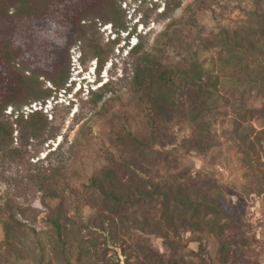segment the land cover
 Returning a JSON list of instances; mask_svg holds the SVG:
<instances>
[{
	"label": "rangeland",
	"instance_id": "1",
	"mask_svg": "<svg viewBox=\"0 0 264 264\" xmlns=\"http://www.w3.org/2000/svg\"><path fill=\"white\" fill-rule=\"evenodd\" d=\"M178 1L181 7L169 16L161 15L166 0L123 2L134 27L130 35L118 34L111 24L87 27L91 43L108 59L101 71L96 59L81 61L82 44L71 49V89L43 106L37 103L49 116V134L57 137L22 148L16 138L20 158L0 165V264H87L91 259L92 264H217L221 240L238 244L241 256L231 264H264V181L245 161L233 133L241 102L259 109L248 121L253 133L264 128V95L227 91L228 105L206 118L210 131L199 130L172 105L161 110L152 104L151 88L133 81L141 55L132 49L139 41L170 67L189 66L197 52L217 57L213 47L204 50L208 40L218 39L220 27L249 31L257 25L254 12L264 11V0L170 4ZM192 15L198 28L189 21ZM92 91L103 94L102 100ZM32 105L23 112H31ZM14 136H20L18 130ZM261 155L264 168V150ZM122 157L131 161V169L119 165ZM108 167L128 185L188 176L220 194L236 224L203 240L181 226L176 235L163 234L156 203L114 207L90 185L92 176ZM122 216L128 224L120 222ZM58 223L73 227L69 240Z\"/></svg>",
	"mask_w": 264,
	"mask_h": 264
},
{
	"label": "trees",
	"instance_id": "2",
	"mask_svg": "<svg viewBox=\"0 0 264 264\" xmlns=\"http://www.w3.org/2000/svg\"><path fill=\"white\" fill-rule=\"evenodd\" d=\"M125 1L0 0V165L20 158V147H14L16 138L21 140L22 148L42 145L57 137L55 133L49 134L50 120L43 108L28 113H24L23 108L35 103L43 106L62 89L66 92L71 89V49L79 43L82 44V48L78 45L81 61L96 59V68L100 65L101 71L108 59L91 43L87 27L111 24L118 34L133 33L134 27L123 13ZM170 1L166 0L161 15L169 16L182 5V1L174 5ZM254 14L257 25L249 31L245 26L220 27L218 39H209L204 49L209 51L213 47L218 52L217 57L209 59L205 53L197 52L189 66H167L138 41L132 49L141 55V65L133 81L151 88L149 95L158 109L172 105L199 130L210 131L206 118L215 116L228 105L227 91L240 88L245 96L264 95V11ZM189 21L198 28L195 15L190 16ZM170 30L168 24L167 36L171 35ZM176 34L174 32L173 36ZM41 77L51 86L46 87ZM92 92L98 95L97 101L102 100L103 94ZM9 107L12 109L7 113ZM258 111L241 102L233 120V133L242 146L245 161L264 181L261 155L264 128L255 134L254 127L248 124L249 118ZM15 124L20 129H15ZM16 130L19 137L14 136ZM118 161L124 169L132 167L131 161L124 157ZM187 177L128 185L114 167H108L92 176L90 185L114 207L137 206L147 201L156 203L157 228L163 234L176 235L181 226L199 234L201 240L210 233L221 236L226 228L236 224L224 199L218 193L204 190L192 178L186 180ZM120 222L128 224L129 220L122 216ZM96 226L102 227L101 224ZM58 229L68 240L72 236L73 227L66 223H58ZM203 247L202 243L201 249ZM218 253L217 264H231L241 256L234 241L221 240ZM87 264H92V259Z\"/></svg>",
	"mask_w": 264,
	"mask_h": 264
},
{
	"label": "built area",
	"instance_id": "3",
	"mask_svg": "<svg viewBox=\"0 0 264 264\" xmlns=\"http://www.w3.org/2000/svg\"><path fill=\"white\" fill-rule=\"evenodd\" d=\"M32 106H33V108H34L35 110L41 107V105H38L37 103L33 104ZM34 109H31V108L28 107V110H29V111H33Z\"/></svg>",
	"mask_w": 264,
	"mask_h": 264
},
{
	"label": "clouds",
	"instance_id": "4",
	"mask_svg": "<svg viewBox=\"0 0 264 264\" xmlns=\"http://www.w3.org/2000/svg\"><path fill=\"white\" fill-rule=\"evenodd\" d=\"M96 67V66H95ZM80 72V71H79ZM83 78H86V76H83ZM80 88V87H79Z\"/></svg>",
	"mask_w": 264,
	"mask_h": 264
}]
</instances>
